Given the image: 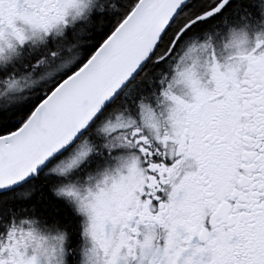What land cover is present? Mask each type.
I'll return each instance as SVG.
<instances>
[{"label": "snow or ice", "instance_id": "6c2138e0", "mask_svg": "<svg viewBox=\"0 0 264 264\" xmlns=\"http://www.w3.org/2000/svg\"><path fill=\"white\" fill-rule=\"evenodd\" d=\"M0 264H264V0H0Z\"/></svg>", "mask_w": 264, "mask_h": 264}]
</instances>
